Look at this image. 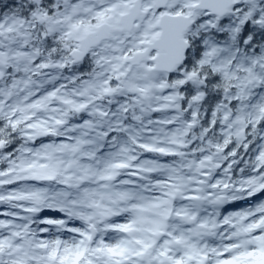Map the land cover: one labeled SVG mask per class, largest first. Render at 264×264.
<instances>
[{
  "label": "snow or ice",
  "instance_id": "snow-or-ice-1",
  "mask_svg": "<svg viewBox=\"0 0 264 264\" xmlns=\"http://www.w3.org/2000/svg\"><path fill=\"white\" fill-rule=\"evenodd\" d=\"M0 264H264V0H0Z\"/></svg>",
  "mask_w": 264,
  "mask_h": 264
}]
</instances>
